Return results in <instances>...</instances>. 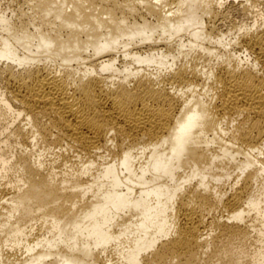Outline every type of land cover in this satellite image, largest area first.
I'll return each instance as SVG.
<instances>
[{
    "label": "bare ground",
    "instance_id": "obj_1",
    "mask_svg": "<svg viewBox=\"0 0 264 264\" xmlns=\"http://www.w3.org/2000/svg\"><path fill=\"white\" fill-rule=\"evenodd\" d=\"M7 1L0 264H264V0Z\"/></svg>",
    "mask_w": 264,
    "mask_h": 264
},
{
    "label": "rangeland",
    "instance_id": "obj_2",
    "mask_svg": "<svg viewBox=\"0 0 264 264\" xmlns=\"http://www.w3.org/2000/svg\"><path fill=\"white\" fill-rule=\"evenodd\" d=\"M0 2H1V4L3 6L4 5L6 6V4L8 3L7 0H0ZM259 9L261 10L260 12L264 13L263 12L264 11L263 10L264 8L262 9L261 7H259ZM231 15H232L231 17L233 19L237 20V21H240V18L242 19L241 14H239L238 12H235L234 11L233 13H231ZM0 87H1V85H0ZM3 123L6 124L7 122H4L3 120H0V129L3 126ZM225 215H226V213L223 212V211H221V210L211 211L210 214L207 215L206 220H207L208 226H209L208 229H210V227L212 229H215V231H213L211 233L209 232V233L211 234V237L212 238L218 237L217 239H215L216 240V245L218 246V248H222V247H225V246H229V247H232L233 250H234L236 248V246H237V242L238 241H235L233 239H228L226 237L220 238V236H218V233L219 232L217 231V229L214 227V224H213V222L222 219L223 217H225ZM249 248H252V247H249ZM246 250H248V243L246 245ZM203 261L205 262V264H211V262L212 261H215V259L212 258V257H210V256H205L204 257V260H201L200 259V261H198V263L199 264H202Z\"/></svg>",
    "mask_w": 264,
    "mask_h": 264
}]
</instances>
